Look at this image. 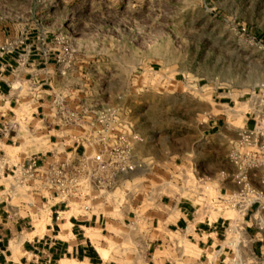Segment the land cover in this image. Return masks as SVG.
Segmentation results:
<instances>
[{
	"label": "crops",
	"instance_id": "crops-1",
	"mask_svg": "<svg viewBox=\"0 0 264 264\" xmlns=\"http://www.w3.org/2000/svg\"><path fill=\"white\" fill-rule=\"evenodd\" d=\"M46 42L22 24H0V264H230L231 257L264 264V207L242 215L214 207L218 195L235 189L228 153L238 128L223 118L207 121L196 147L174 166L144 163L138 145L144 166L118 176L113 197L95 200L88 212L10 187L15 169H45L65 149L52 104L63 92L58 49L46 51ZM210 101L222 111L234 103L225 92H212ZM247 111L243 128L252 126ZM192 168L209 179L215 197L178 186V173ZM174 184L176 192H165Z\"/></svg>",
	"mask_w": 264,
	"mask_h": 264
},
{
	"label": "rangeland",
	"instance_id": "rangeland-1",
	"mask_svg": "<svg viewBox=\"0 0 264 264\" xmlns=\"http://www.w3.org/2000/svg\"><path fill=\"white\" fill-rule=\"evenodd\" d=\"M0 24L58 49L64 108L119 106L146 164H178L212 118L241 128L243 102L264 89V0H0ZM212 92L229 93L231 109L214 106ZM190 172L178 173L179 187Z\"/></svg>",
	"mask_w": 264,
	"mask_h": 264
},
{
	"label": "built area",
	"instance_id": "built-area-1",
	"mask_svg": "<svg viewBox=\"0 0 264 264\" xmlns=\"http://www.w3.org/2000/svg\"><path fill=\"white\" fill-rule=\"evenodd\" d=\"M56 61L57 74L63 77V61L59 57ZM52 104L60 119L61 143L65 149L57 153L45 169L32 164L15 169L9 179L10 187L24 188L38 193L44 200L51 198L56 203L67 207L76 205L88 212L94 208L95 200L113 197L118 176L144 166L135 157V149L143 139L137 133L127 134L121 129L117 106L104 104L73 111L64 108L58 96ZM246 104L245 115L252 126L238 128L237 138L228 153L234 169L235 189L218 195L214 203L217 210L238 215L253 205L264 207V89L254 90ZM80 148L82 153L78 154ZM190 171L192 177H186L185 191H196L203 196L205 178L194 168ZM230 264L248 263L231 257Z\"/></svg>",
	"mask_w": 264,
	"mask_h": 264
},
{
	"label": "bare ground",
	"instance_id": "bare-ground-1",
	"mask_svg": "<svg viewBox=\"0 0 264 264\" xmlns=\"http://www.w3.org/2000/svg\"><path fill=\"white\" fill-rule=\"evenodd\" d=\"M244 104H245V107H247V104H246V103H244ZM244 112H245V111H244ZM244 112H243V113H244ZM243 113H242V117H243Z\"/></svg>",
	"mask_w": 264,
	"mask_h": 264
},
{
	"label": "trees",
	"instance_id": "trees-1",
	"mask_svg": "<svg viewBox=\"0 0 264 264\" xmlns=\"http://www.w3.org/2000/svg\"><path fill=\"white\" fill-rule=\"evenodd\" d=\"M260 38H263L264 39V37H260Z\"/></svg>",
	"mask_w": 264,
	"mask_h": 264
}]
</instances>
